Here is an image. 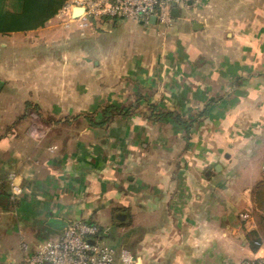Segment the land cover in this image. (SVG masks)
<instances>
[{"label": "crops", "instance_id": "1", "mask_svg": "<svg viewBox=\"0 0 264 264\" xmlns=\"http://www.w3.org/2000/svg\"><path fill=\"white\" fill-rule=\"evenodd\" d=\"M258 12L264 13V0H201L179 9L159 35L158 26L114 18L86 35L62 37L54 17L35 29L0 33L1 230H18L21 223L26 233L38 220L57 232L58 218L90 217L105 225L110 210L126 213L121 220L127 223L143 211L149 220L139 225L143 245H124L130 231L113 233L120 220L113 212L104 233L117 248H130L137 264H244L253 257L256 221L245 214L257 177L234 179V173L251 170L241 161L253 141L264 148V20ZM90 93L97 99L90 101ZM138 97V110L117 119L105 137L56 128L35 142L43 130L30 131L33 137L31 123L62 121L23 114L27 102L40 109L90 108ZM148 101L188 115L210 108L187 138L171 117L145 115ZM55 144L59 148L51 149ZM11 172L23 189L16 196Z\"/></svg>", "mask_w": 264, "mask_h": 264}, {"label": "built area", "instance_id": "2", "mask_svg": "<svg viewBox=\"0 0 264 264\" xmlns=\"http://www.w3.org/2000/svg\"><path fill=\"white\" fill-rule=\"evenodd\" d=\"M201 0H68L62 7L61 15L77 20L80 30L86 33L95 25H101L108 19L126 18L157 24L163 34L175 19L173 9L181 6L198 5ZM82 7L77 17L74 8ZM151 15H156L152 23ZM264 168V165H263ZM12 195L22 192V185L16 179V173L9 174ZM249 216L248 214L245 217ZM105 229L98 223L84 219L68 222L56 238L39 243L32 255L20 264H137L138 257L128 247L117 248L103 239ZM254 245L258 252L243 260L244 264H264V239L257 238ZM7 264H16L9 261Z\"/></svg>", "mask_w": 264, "mask_h": 264}, {"label": "rangeland", "instance_id": "3", "mask_svg": "<svg viewBox=\"0 0 264 264\" xmlns=\"http://www.w3.org/2000/svg\"><path fill=\"white\" fill-rule=\"evenodd\" d=\"M188 6L190 7V9H192L193 7L195 8L198 5H188ZM246 6L251 7L250 4H246L244 7H246ZM183 7H185V6H183ZM183 7L181 6V8H183ZM61 9L54 16V18L52 17L54 25H55L54 28L58 27L57 29H59V31H60V34L58 33V36L73 37L74 35L75 36H80V34L82 35L84 32H82L80 30V28L78 26V21L77 20H71L70 23L68 24L69 17H68V15H61L62 14ZM255 14H257V13H255ZM180 15H181V13H180ZM180 15L178 17H180ZM247 15L253 16L254 12L249 11ZM260 16H262L261 19L264 20V13L258 12V17H260ZM65 21L67 22V25L65 24ZM154 25L157 26V24H154ZM159 33H160V30L159 29L156 30V34L159 35ZM86 34H87V32L84 33V35H86ZM109 34L111 36L116 35L115 32L112 34L109 32ZM220 49L223 50V48H220ZM91 67H94V66L91 65ZM97 95H98V93H94V94L90 93L89 94V100L90 101L96 100ZM113 103H117V102L113 101V100H107L106 99L104 102H102L100 104L96 103L97 105L95 107H90V108H82V107H78V108H56V109L52 108V109H40L39 111H37L35 109H31L30 112L26 113V115H31V116L41 115L44 118L46 116H48L47 118H50V116H54L57 118V121H62V122H59L56 124L51 123V126H50L49 123L47 122V121H49L48 119H46V118H45L46 120L40 119L41 122H39V120H38V121H36L35 124L31 123V125H29V132L28 133L30 135H32L30 131L36 133L39 131L40 128H42L41 130H43V131L41 133H38L37 136L35 135L36 137H34L32 135L35 139H37L39 137V139L36 140L35 142H37V141L42 142V140H44V138L47 137L53 130L55 131L56 128H57L56 132H58V134H62V133L75 134V133H79V132H83V133L86 132V133H89L90 136H93L94 134H99L100 136H104V137L109 136L110 132H107L108 131L107 129H109V127L113 126V124L117 121V119H119L122 115H119V114H118V116L116 115L117 116L116 118H113V120L109 123L108 122L105 124L103 123L104 125L103 124H98V125L91 124L83 115L86 112H88V113L92 114V117H94L95 119L103 120L105 118L103 111L107 110V106L111 105ZM175 110L186 113V111H183L181 109H175ZM78 115L80 116L79 118H78ZM145 115H148V112ZM68 116H71L69 118L70 121H63V119L67 118ZM197 125L198 124H196V126ZM99 128H105V130H106L105 134L102 132L103 130H101ZM191 136H192V134H191ZM240 143H241V141H240ZM50 148L53 150H56L59 148V145L58 144L51 145ZM263 156H264L263 146L257 145V141H253V143H252V145L248 151V154H246L244 156V159L241 161V166H245L246 168H249L251 170L241 171V172L239 171V172L234 173V175H235L234 179H241V180L250 179V181H252L255 177H257V179H256V181H257L260 178H262V176L264 175V168L262 166V157ZM121 157H123V155ZM113 158H116L114 156V154H113ZM113 161L115 162L116 165H119L120 164L118 162V161H120L119 155H118V158L114 159ZM110 166H112V164H110ZM254 168H257L258 170L253 171L252 169H254ZM256 181H255V183H256ZM254 184H253L252 189H251L252 205L250 206V212L247 214L253 215V217L256 221V228L258 227V229H259V224L257 222L260 220V213L255 209V205L253 202ZM123 208H124V206H123ZM112 212L110 210V211H107V213H106V218H107L106 221L108 222V224L102 225L101 223H99L100 221H93V222L98 223L100 226H102L103 229H107V228L110 229L109 228V227H111L110 223L111 222L113 223V216L111 215ZM113 215L115 216V218L120 219L119 221L118 220L114 221L113 233L115 232L119 235V233H121L122 231H130L131 237H130V239H128V241L125 238L124 245L128 246V245H132V244L134 245L136 243H139L138 245H143V243L140 241L142 240V238L145 237V233L142 231L141 233L138 234V232H139V229L141 228V227H139V225L144 226L147 222H149V220H147V215L143 214V211H140L138 214H135V217L133 218L132 221L129 219L127 220L128 221L127 223H130V224H127L126 222L124 223L121 220V219H124L127 217L126 213L113 212ZM80 219H83V218H80ZM73 220H76V219L70 218V220L68 222H72ZM84 220L92 221L90 219V217H88V219L84 218ZM131 223H132V225H131ZM18 224H19L18 230L15 228L14 231H10L9 233H5L0 228V264H7V261H8L7 259H9V258H11L10 260L14 261L16 264L22 263L27 257H29L30 255H32L34 253V251L36 250L39 243L45 242L46 240L51 239V238H56L61 233V230L57 231V232H52V231H50V228H48V227L44 226L41 228L39 221L35 220L31 224V226L28 228L29 232L32 234L30 236V234L27 230H26V233H24V230L19 228L22 224L21 223H18ZM119 226L121 227L120 229H119ZM118 231H119V233H118ZM117 236H115V237L117 238ZM253 236L254 235L251 234L250 238H253ZM139 238H141V240ZM103 239L106 241H109V239L107 237L105 238V236L103 237ZM253 245H254V243H253Z\"/></svg>", "mask_w": 264, "mask_h": 264}, {"label": "trees", "instance_id": "4", "mask_svg": "<svg viewBox=\"0 0 264 264\" xmlns=\"http://www.w3.org/2000/svg\"><path fill=\"white\" fill-rule=\"evenodd\" d=\"M68 0H0V33H9L12 31H24L35 29L44 26L52 17H54ZM142 97L137 100L128 102L127 104L113 103L107 106V110L103 111L105 118L97 120L92 117V114L86 112L83 116L91 124L109 123L119 115L129 116L136 112V107ZM148 104V116L154 120H162L171 117L175 122L185 127V136L191 137L192 131L203 118L209 114L210 104L195 112L193 115H188L178 110H172L160 107L152 102ZM35 109L40 110V107L27 102L26 114ZM117 115V116H116ZM68 116L63 121H70ZM80 116L78 115V118ZM103 124V125H104ZM8 195L10 193H7ZM253 202L255 209L260 213V220L257 222L258 227L252 231L254 235L251 238L252 243L255 239H264V175L256 181L253 187Z\"/></svg>", "mask_w": 264, "mask_h": 264}, {"label": "water", "instance_id": "5", "mask_svg": "<svg viewBox=\"0 0 264 264\" xmlns=\"http://www.w3.org/2000/svg\"><path fill=\"white\" fill-rule=\"evenodd\" d=\"M77 9H80V11H81L83 8L76 6L74 8V11H73V16L74 17H77L79 15V13H80V12L76 13ZM173 13L177 16L179 14V8L175 7L173 9ZM150 20H151L152 23H155L156 22V15H151ZM0 84H1V82H0ZM67 224H68V221L65 220V219H62V218L56 219V222H55V226L57 228H61V229L64 228L65 226H67Z\"/></svg>", "mask_w": 264, "mask_h": 264}, {"label": "bare ground", "instance_id": "6", "mask_svg": "<svg viewBox=\"0 0 264 264\" xmlns=\"http://www.w3.org/2000/svg\"><path fill=\"white\" fill-rule=\"evenodd\" d=\"M82 11V10H81ZM80 9H77L76 13L81 12Z\"/></svg>", "mask_w": 264, "mask_h": 264}]
</instances>
